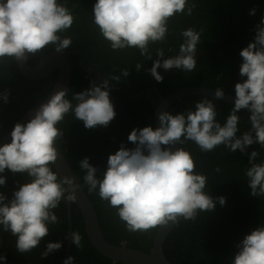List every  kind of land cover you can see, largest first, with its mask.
Instances as JSON below:
<instances>
[{
  "label": "clouds",
  "instance_id": "1",
  "mask_svg": "<svg viewBox=\"0 0 264 264\" xmlns=\"http://www.w3.org/2000/svg\"><path fill=\"white\" fill-rule=\"evenodd\" d=\"M195 8L196 4L190 0H96L91 16L99 35L112 51L138 49L145 59H152L150 45L166 41L169 20L177 15L191 16ZM255 13L253 8L249 15ZM74 21L66 0H0V62L5 59L27 62L49 45L63 54L72 46V38L64 33L72 28ZM202 32L203 29L197 31L192 27L182 30L183 42L178 53L163 61L165 51L158 48L157 58L147 70L150 75L160 83L164 79L158 72L160 68L195 72ZM239 55L242 82L235 84L234 106L223 125L217 121L215 101L204 98L182 113L159 114L160 126L155 129L151 126L133 129L128 142L135 147L121 144L115 154L109 155L103 179L98 178L99 169L90 164L89 158L79 162L88 192L96 193L115 210L128 233L150 234L152 229L170 223L176 226L182 221L195 222L201 214L212 213L217 204L225 205L224 197L213 198L209 194L208 176L196 171L198 163L181 145L193 142L204 153L223 146L231 153L239 150L247 154L253 144L264 150V18L256 25L254 41ZM142 67L141 63L135 65L137 71ZM129 75L127 69H120L119 75L92 81L89 89L71 95V100L67 98L68 89L58 91L51 99L47 98V103H39L29 122L16 123L10 133L11 142L0 146V187L7 186L6 170L27 177L26 183L17 182L18 190L12 192L11 199L0 192V230L16 237L19 254L30 253L40 245L49 235L50 226L61 222L54 210L62 202L76 203L77 187L81 189L73 180L61 179L52 170L58 153L61 155L58 141L64 140V130L58 125L71 113L86 129L108 127L116 116L110 99V82L120 83ZM9 95L4 90L0 99L8 103ZM214 95L223 99L224 88L217 87ZM241 110L250 113L251 128L237 136L241 125L237 113ZM172 145L180 147L173 151L169 147ZM215 171L219 173L221 169L217 167ZM244 175L250 196L264 197L261 152H251ZM82 240L79 232L71 233V242L78 250L83 247ZM61 247L59 242L48 243L41 258ZM236 248L231 264H264V223L246 235ZM74 260L70 256L64 264H74ZM0 262L7 264V257L0 255Z\"/></svg>",
  "mask_w": 264,
  "mask_h": 264
},
{
  "label": "trees",
  "instance_id": "2",
  "mask_svg": "<svg viewBox=\"0 0 264 264\" xmlns=\"http://www.w3.org/2000/svg\"><path fill=\"white\" fill-rule=\"evenodd\" d=\"M66 2L75 16L72 28L64 33L70 36L73 42L72 46L63 52L74 67L67 98L71 100V95L89 89L92 81L99 82L110 75H119L120 69H127L130 75L123 78L120 83L110 82L112 86L110 99L116 116L108 127L86 129L82 121L76 120L69 113L58 125L64 130V140L58 141L57 146L95 205L108 242L116 245L124 242L133 249L150 252L153 238L159 228L143 235L125 231L115 210L110 209L107 202L101 201L96 193L88 192L83 180L85 172L80 169L79 162L86 157L89 158L90 164L99 169L98 178L103 179L109 155L115 154L121 144L127 148L135 147L128 142V136L133 129L148 126L155 129L154 113L161 99L177 89L200 86L215 90L217 87H223L226 94L235 95V84L242 82L239 75L242 58L239 54L254 41L256 25L264 18V0H190L196 4L193 14L177 15L175 19L169 20L166 41L150 45L152 59H145L138 49L111 50L108 42L99 35L92 22L91 14L96 0ZM253 8L256 9L254 16L249 15ZM189 27L197 31L203 29L201 42L197 46L196 71L188 74L175 68L168 71L160 68L158 72L164 79L158 83L147 71L157 58L156 50L164 49L165 56L162 61L176 55L179 45L183 42L180 33ZM245 41L246 44H243ZM47 49L46 53L55 52L52 45L47 46ZM33 59L34 57L31 58ZM137 63L143 64L139 71L135 68ZM87 69H90V72L84 84L83 74ZM218 76L221 79L217 80ZM54 85L55 81L49 77L39 80L27 79L18 70L17 62L13 63L10 59L0 62V93L4 90L10 92L8 103L0 99V141L13 130L15 124L19 123L28 111L47 98ZM204 98L208 97L183 98L168 108V111L172 114L182 113L188 108H194L195 102ZM208 99L215 101L217 121L223 125L234 104ZM237 115L241 117L237 136H241L251 128L248 119L250 113L241 110ZM10 142L11 138L6 143ZM181 147L189 151L194 161L198 163L196 171L208 176L209 194L213 198L224 197L226 203L224 206L217 204L212 213L201 214L195 222L182 221L176 225L165 242L164 253L172 264H231L237 252L236 245L260 223H264V197L250 196L251 189L244 175L245 168L249 166L251 152H261V159L264 160V150H261L259 144H253L248 147L247 154H242L239 150L231 153L223 146L204 153L190 141ZM217 167L221 169L219 173L215 171ZM52 170L56 172L53 165ZM6 175L7 186L0 187V192H4L11 199L12 192L18 190L17 182L26 183L27 177L26 174L13 175L8 170ZM54 211L61 222L50 226L49 235L30 253L19 254L15 248L16 237L0 230V255L7 257V263L14 260L12 255L32 264L63 263L69 226L66 203L62 202ZM72 217L73 231L79 232L83 237L82 249L78 250L71 244L69 257H75L74 264H125L104 257L91 245L86 235L82 214L75 203H72ZM58 242L62 243L61 249L42 259L41 252L46 249L47 244Z\"/></svg>",
  "mask_w": 264,
  "mask_h": 264
},
{
  "label": "water",
  "instance_id": "3",
  "mask_svg": "<svg viewBox=\"0 0 264 264\" xmlns=\"http://www.w3.org/2000/svg\"><path fill=\"white\" fill-rule=\"evenodd\" d=\"M16 62L20 73L29 80L43 79L49 74H51L53 71L59 70V78L53 90L47 96L48 99H51V96L55 95L58 91L64 89L70 90L74 67L72 65L71 60L66 56V54L54 52L48 55L45 59H43L40 63L35 66H31L28 61ZM214 91V89L200 86H189L175 90L167 97L161 99L160 104L154 113L156 128L160 126V122L158 120L159 114L163 113L164 111H168V108H170L174 103L189 96H204L222 102L234 104L235 95L225 93L223 99H216ZM47 98L42 102L47 103ZM38 108L39 105L36 106L34 109L28 111L22 117L19 123L26 124L27 122H29L32 118H34L35 111L38 110ZM10 133L2 138V140L0 141V146H3L11 138ZM169 147H171L172 150L175 151L180 146L172 145ZM52 165L61 179H71L73 180L75 185L81 186V189L77 187V201L75 204L78 206L82 213L86 235L91 245L100 254L114 262H123L125 264H172L164 254V243L166 242L169 234L175 228L174 224L170 223L167 227L159 228L158 232L156 233L153 239V246L150 252H146L139 249H133L131 247H128L126 244L116 245L110 243L106 239L105 234L101 228L98 211L95 205L85 192L83 185L80 182V179L75 174L72 166L70 165L69 161L66 159L62 152L61 155H59L58 153V159ZM65 187L69 186L65 185ZM66 205L68 209L69 224L68 242L66 255L62 264H64V261L70 255V248L72 244L71 233L73 232L72 203H66ZM0 264H3V262H0Z\"/></svg>",
  "mask_w": 264,
  "mask_h": 264
},
{
  "label": "flooded vegetation",
  "instance_id": "4",
  "mask_svg": "<svg viewBox=\"0 0 264 264\" xmlns=\"http://www.w3.org/2000/svg\"><path fill=\"white\" fill-rule=\"evenodd\" d=\"M243 44H246V41L245 42H243ZM48 51V49H47V46H46V48L42 51V54H40V55H37L36 57H34V59L33 60H29L28 62H36V64H30L31 66H35V65H37L38 63H40L43 59H45L48 55H50V54H52V53H54V52H48V53H46ZM42 55V56H41ZM39 57H41L40 59H39ZM82 72V71H81ZM90 72V69L88 70L87 69V72L86 73H84V72H82V73H84L83 74V81H84V84H86V80L88 79V73ZM52 78V80L53 81H55V84L57 83V80H58V78H59V70H55V71H53L51 74H49L48 76H46L45 78ZM55 86V85H54ZM51 87V86H50ZM54 88V87H53ZM47 93V92H46ZM80 210V209H79ZM81 212V211H80ZM82 214V213H81ZM83 217V216H82ZM122 244H126V243H121V244H119V245H122ZM127 245V244H126ZM67 249V248H66ZM71 249V248H70ZM12 257L14 258V260L13 261H11V262H9L8 264H31V263H29L28 261H26V260H22L19 256H15V255H12ZM21 257H23V256H21Z\"/></svg>",
  "mask_w": 264,
  "mask_h": 264
}]
</instances>
